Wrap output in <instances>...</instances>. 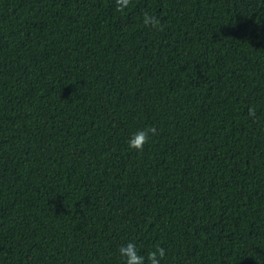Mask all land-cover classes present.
<instances>
[{
  "label": "trees",
  "instance_id": "1",
  "mask_svg": "<svg viewBox=\"0 0 264 264\" xmlns=\"http://www.w3.org/2000/svg\"><path fill=\"white\" fill-rule=\"evenodd\" d=\"M129 242L264 264V0H0V264Z\"/></svg>",
  "mask_w": 264,
  "mask_h": 264
},
{
  "label": "clouds",
  "instance_id": "2",
  "mask_svg": "<svg viewBox=\"0 0 264 264\" xmlns=\"http://www.w3.org/2000/svg\"><path fill=\"white\" fill-rule=\"evenodd\" d=\"M149 17H145V23H147ZM155 23V22H153ZM154 131L153 129L139 130L135 135L127 141L130 148L140 150L143 143L146 141L149 132ZM123 264H145V257L142 254H138L136 245L132 242L127 245H122L118 249ZM164 256V249L157 247L155 250L149 251L147 254V260L150 264H160L161 259Z\"/></svg>",
  "mask_w": 264,
  "mask_h": 264
}]
</instances>
